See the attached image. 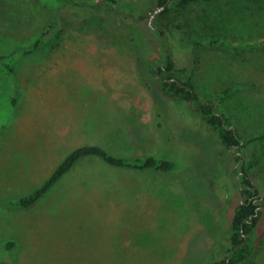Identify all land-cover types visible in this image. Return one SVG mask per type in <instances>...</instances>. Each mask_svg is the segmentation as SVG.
<instances>
[{"label":"rangeland","instance_id":"1","mask_svg":"<svg viewBox=\"0 0 264 264\" xmlns=\"http://www.w3.org/2000/svg\"><path fill=\"white\" fill-rule=\"evenodd\" d=\"M119 1L145 17L121 15L122 32L113 35L100 21L108 11L93 8L80 15L89 18L84 23L63 20L59 38L19 56L14 74L0 61V259L211 264L227 255L228 230L243 196V162L264 195V7L198 0L160 14L157 0ZM62 3L0 0V56L33 44ZM69 10L76 11L71 4ZM213 16L221 20L216 29L202 20ZM168 27L175 30L168 47L178 66L198 60L194 79L203 100L238 86L223 101L247 141L238 153L228 154L188 104L160 90L150 61L167 54L162 33ZM208 35L225 43L190 49ZM150 43L157 49L148 54ZM83 144L167 158L177 169L122 168L89 156L32 207L8 206ZM9 240L16 241L13 255L5 248ZM248 264H264V212Z\"/></svg>","mask_w":264,"mask_h":264},{"label":"trees","instance_id":"2","mask_svg":"<svg viewBox=\"0 0 264 264\" xmlns=\"http://www.w3.org/2000/svg\"><path fill=\"white\" fill-rule=\"evenodd\" d=\"M198 0H157L160 7L165 6L160 14L170 12L171 9L176 11L185 10L191 3ZM241 1L249 2L253 1L255 8L261 11L264 7L262 2L264 0H234V3H241ZM73 5L76 11L71 12L69 5ZM124 4L119 0H98L95 2H89L85 0H63V3L56 7V11L50 16L49 20L44 22L42 30L36 41L29 46H21L20 48L13 50L9 55L0 56V61L5 66L8 74H14L15 61L19 56L24 54L33 53L44 44L54 38H59L64 32L63 20L75 22L80 24L84 23L89 18L80 17L81 14L93 12V8L103 7L108 11L106 16H103L100 21L103 26L109 29L113 35H119V21L121 15H125L132 20H141L145 17L144 14L138 12L131 5ZM241 5L236 8L240 10ZM87 14V13H86ZM214 14V12L212 13ZM216 15V14H215ZM90 16V15H89ZM88 16V17H89ZM117 19V20H116ZM219 16H214L210 19H205L206 23L211 29L220 27L221 20L219 22ZM84 25V24H83ZM181 27H179L180 29ZM182 29V28H181ZM166 31H163L162 44L168 49L166 55L161 59H151L150 65L152 71L158 74V81L160 90L168 98L175 100H182L188 104V110L191 114L197 116V120L202 121L206 128H209L213 135L218 138L221 145L224 146V150L233 155L238 153L247 141L242 137L239 127L228 113H226L223 101L228 98L231 93L237 89V85H230L223 90H220L216 100H203L200 94L197 92V87L194 79V72L198 60L195 59L193 64L179 67L175 56L170 52L168 47V41L171 35H174L175 30L170 27ZM215 35H208L202 37L193 42L190 46L191 50L202 43H209L218 45L223 42L221 38L214 37ZM116 39L119 36H115ZM133 38V36H132ZM146 52L151 54L157 49L152 44H146ZM194 107H196L194 109ZM89 156H97L102 158L106 163L122 168H134L142 170H155L163 173L169 171H175L177 164L174 160H169L163 157H157L155 155H118L108 150L106 147L98 144H83L72 150L48 175V177L33 191L26 193L18 198H12L8 200V206L15 208H29L38 203L51 189L52 187L63 178L68 172H70L75 165L83 158ZM238 157V155H237ZM241 192L243 194L240 203L235 208V214L231 220L230 228L226 241L224 251L227 252L225 259L216 260L211 264H248L252 258L255 249V240L258 236V227L261 217L264 212V195L261 193L259 186L251 177L247 171V166L243 162L241 165ZM16 241L9 240L6 243V250L13 255ZM0 264H15L13 260L9 258L0 259Z\"/></svg>","mask_w":264,"mask_h":264},{"label":"flooded vegetation","instance_id":"3","mask_svg":"<svg viewBox=\"0 0 264 264\" xmlns=\"http://www.w3.org/2000/svg\"><path fill=\"white\" fill-rule=\"evenodd\" d=\"M238 166H239V164H237V167H236V169L238 168ZM236 169H235V170H236ZM238 177H240V178H241V173H239Z\"/></svg>","mask_w":264,"mask_h":264},{"label":"water","instance_id":"4","mask_svg":"<svg viewBox=\"0 0 264 264\" xmlns=\"http://www.w3.org/2000/svg\"><path fill=\"white\" fill-rule=\"evenodd\" d=\"M167 4H165V6H166ZM165 6H163L162 8H164Z\"/></svg>","mask_w":264,"mask_h":264}]
</instances>
